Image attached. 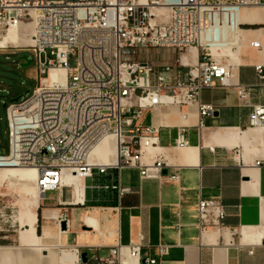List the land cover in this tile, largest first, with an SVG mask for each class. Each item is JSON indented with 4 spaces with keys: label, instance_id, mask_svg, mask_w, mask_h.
Instances as JSON below:
<instances>
[{
    "label": "built area",
    "instance_id": "built-area-1",
    "mask_svg": "<svg viewBox=\"0 0 264 264\" xmlns=\"http://www.w3.org/2000/svg\"><path fill=\"white\" fill-rule=\"evenodd\" d=\"M262 5L264 0H0V54L9 57L30 50L39 73L30 95L7 103L9 151L0 154V162L10 158L19 166L34 167L43 195L72 186L63 182L66 171L83 180L95 173L110 176L111 181L93 187L115 191L117 210L126 205L129 195H141L140 186L123 184L124 168H138L141 179L179 181L178 172L163 173L164 168L175 166L161 155L152 161L143 158L144 145L160 146L162 130L173 127L164 123L144 125L142 118L147 110L171 99L180 106L197 105L203 126L202 117L215 111L213 104L202 102L205 88H234L240 102H248L254 85L241 83L233 61L218 59L201 44L202 13L213 7ZM246 24L254 23H242V27ZM13 25H31L29 45L1 44ZM249 45L261 49L263 42L253 39ZM194 47L198 48L196 60ZM160 49L171 50L175 59L157 62L154 55ZM56 68L66 75L50 78ZM255 69L258 78L264 80V63H257ZM252 106L249 117L264 125V104ZM187 116L191 118L189 112ZM190 126L189 122L175 126L177 145L188 144L185 132ZM99 127H109V134L99 135ZM109 135L116 137V158L89 159L95 144ZM231 153L241 165L240 149ZM18 214L10 203L0 208L1 220L11 219L9 226L17 227L14 230L21 227ZM227 214L221 197H200V235L227 229ZM63 219L57 220L59 228ZM85 221L87 225L91 218ZM233 233H237L236 228ZM145 244L142 232L129 245L113 246L109 257L94 255L84 262L79 259L78 264H126V249L137 258L136 264H160L157 257L140 261ZM169 249L167 244L157 246L159 256Z\"/></svg>",
    "mask_w": 264,
    "mask_h": 264
},
{
    "label": "crops",
    "instance_id": "crops-1",
    "mask_svg": "<svg viewBox=\"0 0 264 264\" xmlns=\"http://www.w3.org/2000/svg\"><path fill=\"white\" fill-rule=\"evenodd\" d=\"M246 13L244 9L238 11L240 25L264 23L262 17ZM253 39H260L263 47H251L249 43ZM218 43L219 48L231 51L226 56L235 65L236 78L243 84L254 85L248 102L241 103L234 88H205L202 102L213 104L215 111L202 117L203 126L195 104L159 106L147 110L142 118L144 125H151L155 123V115H167L164 118L173 128L162 130L161 145L173 148L177 146L175 126L183 122L174 112L197 116L189 121L191 126L185 132L187 145L197 148L192 155L195 162L186 164L182 159L171 160L159 154L175 166L168 168V172H178L180 180L141 179L138 168H124L123 184L140 186L141 195H129L126 205L119 210L115 191L93 187L111 181L110 176L98 173L83 180L81 203L76 202L74 186L46 191L41 197L27 196L20 214L23 228L14 233L0 232V247L23 250L16 255V264H78L79 259L84 262L83 253L87 258L94 255L107 258L113 246L129 245L142 232L146 235L142 262L147 257H157L160 264H264V127L251 126L249 117L253 104H264V80L258 78L255 69L257 63H264V28L241 27L235 42ZM192 52L196 60L198 48L194 47ZM162 59L158 57L157 61ZM235 148L240 149L241 165L232 158ZM159 155L144 153L143 158L152 161ZM27 174L32 180L9 176V186H14L16 180L30 184L34 181L32 172L21 176ZM200 197H221L228 213L224 221L227 229H212L200 235L197 226ZM62 217L65 229L57 224ZM86 217L96 225H86ZM235 228L237 233H233ZM41 242H59L65 252L61 254L59 249L58 260L52 263L47 249L37 250ZM159 244L170 245L166 255L159 256ZM44 251L48 254H43ZM125 257L126 264L137 263L128 255Z\"/></svg>",
    "mask_w": 264,
    "mask_h": 264
},
{
    "label": "bare ground",
    "instance_id": "bare-ground-1",
    "mask_svg": "<svg viewBox=\"0 0 264 264\" xmlns=\"http://www.w3.org/2000/svg\"><path fill=\"white\" fill-rule=\"evenodd\" d=\"M258 6V7H263ZM240 9L235 8V7H227V8H208L202 13V34H201V44L208 46V48L211 50L213 55L215 54L214 52L220 47L219 46V41H225V40H231L235 42L238 37L239 29L241 30V27L239 26V16H238V11ZM23 27H31L29 26H19V25H13L9 27L7 33L4 35L3 40L1 41V44H6L7 43V38L11 37V34L14 30L17 31L18 28H23ZM243 30V29H242ZM33 33V30H32ZM17 36V32L15 33ZM240 36V35H239ZM240 39V38H239ZM14 38V40H9L8 42H13L12 45L15 46H21L22 41L17 40ZM32 41V40H30ZM213 41V42H212ZM231 44V43H230ZM24 45H29V44H24ZM223 46V45H221ZM230 47V46H229ZM222 48V47H221ZM215 56V55H214ZM219 57V56H216ZM62 73L65 74V71L60 68L53 69L50 74V78H55L57 74ZM162 106H167V107H172V106H180L178 103L173 102L171 99L165 101V103ZM157 108V107H156ZM190 113V112H189ZM174 114L178 117H181L183 120L182 123L178 124H184L188 123L189 121L192 122V118L196 116L194 113H190L191 119H188L187 113H175ZM164 116L167 117V115H155V123L160 124L164 123L166 125L171 124L168 122ZM197 117V116H196ZM250 124H252L253 127L256 128H263L264 125H261L260 123H254V117H250ZM109 134V127H99V135H108ZM99 148H108V156H99ZM197 148L190 146V145H177L173 148H168L166 146L160 145V146H155L152 147L150 145H144L143 147V154H148V153H157L159 154H165L167 158H170L171 160H176V159H182L184 163L186 164H193L195 161L192 157L194 150ZM117 155V148H116V137L114 135H109L105 139L99 141L98 143L95 144V146L92 148L89 154V159H100V160H107L108 158H112L113 160L116 158ZM1 166V174H0V182L3 184L5 183V180L9 178L10 173L11 176L16 177L17 179H23L21 174L16 173V169L19 171H23L24 174L32 172L34 176V182H35V190L38 194L39 197L43 195L41 192L38 182H37V171L34 167H23L19 166L18 164L12 162L10 158L4 159L3 162H0ZM28 171V172H27ZM32 176L28 175L24 177V179L27 180H32ZM63 182L66 184H71L74 186L76 194H77V199L79 200L82 197V193L84 190V185H83V179H81L78 175L75 173H72L70 171H66L64 173L63 177ZM20 191H23L22 189H19ZM23 193V192H21ZM27 197V195H25ZM26 202V198L23 203ZM21 214V209L19 210L18 214V220L20 221V215ZM90 223L96 225V222L91 220ZM22 226V224H21ZM23 228V226H22ZM61 247V244L58 242L56 244H43L42 242L39 244L37 247V250L40 249H47L49 251V261L52 263H56L58 260V251ZM23 250L18 247H12V246H2L0 247V263L2 264H16L15 257L16 255H20V253ZM43 254H48L47 251H44ZM128 255L131 259L134 261H137V258H133L130 256L128 250L124 251L123 259L125 261V256ZM39 264V263H37Z\"/></svg>",
    "mask_w": 264,
    "mask_h": 264
},
{
    "label": "rangeland",
    "instance_id": "rangeland-1",
    "mask_svg": "<svg viewBox=\"0 0 264 264\" xmlns=\"http://www.w3.org/2000/svg\"><path fill=\"white\" fill-rule=\"evenodd\" d=\"M243 9L247 11L248 16H260L264 19V13L261 12L264 11V6L261 9H257V7H250ZM16 32H17V36L15 34ZM32 34H33L32 27L18 28L17 31L14 30L12 32L11 37L7 38L6 41L7 42L9 40L13 41L14 38H16L17 40L20 39L23 45L30 44L32 42L30 41L32 40L31 38ZM156 51L159 53L154 55L156 60L158 59V56H162L164 61H172L176 57L171 50L160 49ZM18 52L19 53L17 54H11L9 57H7L5 54L0 55V153L1 154L8 152L7 115H6V107H4L3 104L7 101H10V99L18 95H23V97L30 95L33 89L35 88V86L38 84L39 73L33 53L30 50H22ZM229 52L231 51L226 48H218L214 52L215 53L214 55L219 56L217 57L218 59L221 60L228 59L232 61L229 56H226L228 55ZM23 55H26L31 59L30 65L24 66L22 64L24 62V60L22 59ZM161 61H157V62H161ZM71 64L72 66H74L75 65L74 61H72ZM99 156H108V148H99ZM16 173L25 175L22 170L19 171L16 169ZM23 180L29 181L24 178ZM8 182H9V178L5 180L6 184L4 183L2 184L0 182V192H1L0 208L5 204L10 203L14 205V209L17 212L20 209H22V206L24 204L23 202L26 198L25 195L31 197L37 195L34 181H32L30 184L24 185L22 180L20 181L16 180L14 181L15 183L14 186H9ZM22 187H23V191H20L19 189H22ZM49 193L50 192H48V194ZM10 222L11 219L7 222L5 220L2 221L0 217V232L2 234L16 232L14 228L17 227L13 228L9 226ZM63 249L64 248L62 247L60 248L61 254L65 252V250ZM67 250H71V249H67ZM90 254L91 253L88 252V255Z\"/></svg>",
    "mask_w": 264,
    "mask_h": 264
},
{
    "label": "water",
    "instance_id": "water-1",
    "mask_svg": "<svg viewBox=\"0 0 264 264\" xmlns=\"http://www.w3.org/2000/svg\"><path fill=\"white\" fill-rule=\"evenodd\" d=\"M22 59L24 60V62L22 63L24 66H28V65L31 64V59H30L28 56L23 55V56H22ZM27 93H28V91H27ZM21 97H22V95H19V96H17V97H14V98L10 99V102H18V101L20 100ZM3 106L6 107V106H7V103L5 102V103L3 104ZM167 172H168V169H163V173H164V174H166ZM62 228H63V229L66 228V222H62ZM83 228L86 229L87 227L84 226ZM82 257H83V260H84V261L87 260L86 253H83V254H82Z\"/></svg>",
    "mask_w": 264,
    "mask_h": 264
},
{
    "label": "trees",
    "instance_id": "trees-1",
    "mask_svg": "<svg viewBox=\"0 0 264 264\" xmlns=\"http://www.w3.org/2000/svg\"><path fill=\"white\" fill-rule=\"evenodd\" d=\"M242 26V24L240 25V27ZM262 26H264V24H253V25H250V24H246V25H244L242 28H259V27H262ZM17 53H19V52H17ZM17 53H15V54H17ZM1 55V54H0ZM19 96V95H18ZM17 97V96H16ZM22 97H23V95H22ZM20 98V100L21 99H23V98ZM14 98V97H13ZM6 103H10V101H7ZM7 130H8V123H7ZM8 132V131H7ZM8 151H9V135H8ZM1 154V153H0ZM6 154H8V152L7 153H3V154H1V155H6ZM40 214H39V218H40Z\"/></svg>",
    "mask_w": 264,
    "mask_h": 264
}]
</instances>
